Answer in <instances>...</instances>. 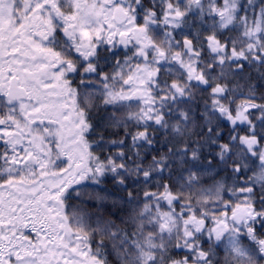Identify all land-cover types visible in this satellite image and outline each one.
Listing matches in <instances>:
<instances>
[{"label":"snow or ice","instance_id":"obj_1","mask_svg":"<svg viewBox=\"0 0 264 264\" xmlns=\"http://www.w3.org/2000/svg\"><path fill=\"white\" fill-rule=\"evenodd\" d=\"M0 264H264V0H0Z\"/></svg>","mask_w":264,"mask_h":264}]
</instances>
